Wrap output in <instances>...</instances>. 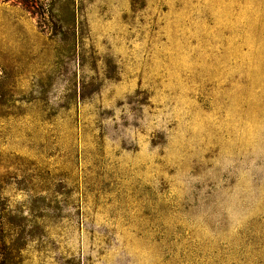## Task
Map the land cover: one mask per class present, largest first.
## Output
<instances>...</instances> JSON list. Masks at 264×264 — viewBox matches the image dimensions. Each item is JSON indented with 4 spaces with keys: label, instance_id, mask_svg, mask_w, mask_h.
I'll list each match as a JSON object with an SVG mask.
<instances>
[{
    "label": "rangeland",
    "instance_id": "rangeland-1",
    "mask_svg": "<svg viewBox=\"0 0 264 264\" xmlns=\"http://www.w3.org/2000/svg\"><path fill=\"white\" fill-rule=\"evenodd\" d=\"M0 264H264V0H0Z\"/></svg>",
    "mask_w": 264,
    "mask_h": 264
}]
</instances>
